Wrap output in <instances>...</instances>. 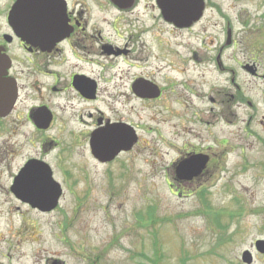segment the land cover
Masks as SVG:
<instances>
[{"label": "flooded vegetation", "instance_id": "obj_1", "mask_svg": "<svg viewBox=\"0 0 264 264\" xmlns=\"http://www.w3.org/2000/svg\"><path fill=\"white\" fill-rule=\"evenodd\" d=\"M20 1L0 0V62L6 67L3 80L14 93L12 104L0 114V207L46 214L40 209L50 206L54 198L57 210L58 184L62 193L72 192L79 179L92 171L111 175L121 168L122 160L138 155L140 130L128 120L135 114L121 109L126 105L122 96L156 103L162 109L158 122L170 124L171 130L176 127L174 117L182 127H234L237 137L239 131L253 137L248 145L264 156V0H256L258 15L252 18L243 9L242 13L223 9L221 0H198L202 5L198 19L187 22L184 15H176L175 24L163 9L175 1L177 6L188 7L190 0H62L60 32L56 16H49V24L46 15H41L46 0H29L21 17L14 14ZM51 1L50 8L58 2ZM110 11L122 19L133 16L125 24L126 35L109 29L116 27L106 17ZM208 14L215 33H208L204 22ZM18 18L24 21L23 28L15 24ZM202 22L194 36L200 56L190 59L194 69L200 70L199 83L191 81L176 93L167 82L162 87L157 78L133 75L125 92L114 91L123 85L119 72L120 84L111 86V68L116 72L118 59L147 60L151 53L145 54L146 50L159 43V33H189ZM159 24L164 28L158 29ZM185 63L181 67L173 63V70L181 74ZM207 75L217 77L211 83ZM215 146L213 151L201 143L180 147L166 143L176 154L168 167L171 186L192 187L206 176L216 181L226 164L223 151L228 140L220 139ZM258 146L261 151L255 150ZM190 159L202 161L203 168L191 178L179 177L192 175L178 173L179 164Z\"/></svg>", "mask_w": 264, "mask_h": 264}, {"label": "rangeland", "instance_id": "obj_2", "mask_svg": "<svg viewBox=\"0 0 264 264\" xmlns=\"http://www.w3.org/2000/svg\"><path fill=\"white\" fill-rule=\"evenodd\" d=\"M221 7H231V13L245 10L251 18L258 15L256 0H221ZM209 14L204 22L208 33H215L209 26ZM106 17L116 25L109 29H117L120 36L128 33L125 24L133 16L122 19L110 11ZM204 22L189 33H159V43L146 50L145 54L151 53L147 60L132 63L126 59V64L118 59L111 86L124 77L123 85L114 91L125 92L124 86L133 75L157 78L162 87L167 82L176 93L188 88L191 81L199 83L200 70L194 69L190 59L194 54L200 56L194 36ZM161 27L159 24L158 29ZM182 62H186L184 70L178 74L172 65L181 67ZM216 77L205 78L212 83ZM120 100L126 104L121 109L135 114L128 120L140 130L139 154L122 160L121 168L112 170L111 175H104V170L92 171L80 178L75 190L62 193L57 210L37 214L29 209L0 207V264H264V253L254 249L256 241L264 240V169L259 166L264 165V156L248 145L253 137L239 131V139L231 126L182 127L177 117L171 130L170 124L158 122L162 109L156 103L128 102L125 96ZM220 139L228 140L223 151L227 159L216 181L206 176L192 187L171 186L168 167L176 154L166 143L175 147L201 143L214 151ZM239 146L244 149L235 148ZM230 147L235 149L229 151ZM245 251L252 255L250 263L243 262Z\"/></svg>", "mask_w": 264, "mask_h": 264}, {"label": "water", "instance_id": "obj_3", "mask_svg": "<svg viewBox=\"0 0 264 264\" xmlns=\"http://www.w3.org/2000/svg\"><path fill=\"white\" fill-rule=\"evenodd\" d=\"M32 1V0H31ZM34 1V0H33ZM29 2V0H21L15 7L14 9V14H18L20 17L24 14L22 9L24 8V6ZM50 2H52L51 0H46V8L44 6H41L40 8V12L42 16L47 17V23H52L49 20V16L53 15L54 17L56 16L58 18V32L61 31V29L59 28L61 22H62V18L64 16V8L63 10H61L59 3L62 2V0H58L57 4L53 5V10L52 8H50ZM41 3H44V1H41ZM179 5V3L177 1H175L172 6H166L163 10L166 12V15L168 16V18H171V22H174L175 24V16L176 15H180L181 17L184 15L185 17H187V22H192L194 20H197L199 17V14L202 10V5L198 4V0H190L188 7L185 6H177ZM37 11H39V6L37 7ZM46 13V14H45ZM53 23H55L53 21ZM15 24L19 25L20 28H23L21 25L24 24V21L20 18L16 19ZM6 74V67L4 65V63L0 62V114H2L3 112H6L8 110L9 105L12 104L13 99H14V93L12 90V87L10 86V84L7 83V81L4 82L3 80V76ZM204 163L202 161H199L197 163H195V161L193 159L190 160H186L184 162H181L178 166V173L179 174H189L191 172L192 175H190V177H183L181 175H179V177L181 178H191L193 176V174L197 175L201 169L203 168ZM60 186L58 184V200L61 196V191H60ZM49 203L51 204L50 206L47 207H43L40 210L42 211H51L52 209L55 208V204H56V199H52L51 201H49ZM254 249L255 251H258V253L263 254L264 253V240H258L254 243ZM242 259L243 262L246 263H250L251 259H252V255L249 251H245L242 255Z\"/></svg>", "mask_w": 264, "mask_h": 264}, {"label": "bare ground", "instance_id": "obj_4", "mask_svg": "<svg viewBox=\"0 0 264 264\" xmlns=\"http://www.w3.org/2000/svg\"><path fill=\"white\" fill-rule=\"evenodd\" d=\"M115 62H117V61H115ZM122 63H126V64H127V62H122ZM115 76H116V75H115V72H114V70L111 68V76H110V77H111V78H115ZM133 99H134V98H131V99L128 100V98H126V100H127L128 102L133 101Z\"/></svg>", "mask_w": 264, "mask_h": 264}]
</instances>
